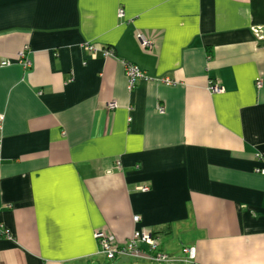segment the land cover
<instances>
[{
	"label": "crops",
	"instance_id": "obj_1",
	"mask_svg": "<svg viewBox=\"0 0 264 264\" xmlns=\"http://www.w3.org/2000/svg\"><path fill=\"white\" fill-rule=\"evenodd\" d=\"M256 28L264 0H0V264H158L100 254L96 233L135 230L195 264H264ZM124 62L154 81L129 89Z\"/></svg>",
	"mask_w": 264,
	"mask_h": 264
},
{
	"label": "built area",
	"instance_id": "obj_2",
	"mask_svg": "<svg viewBox=\"0 0 264 264\" xmlns=\"http://www.w3.org/2000/svg\"><path fill=\"white\" fill-rule=\"evenodd\" d=\"M119 16H123V10H119ZM140 39L141 47L144 49L151 47L150 40L138 36ZM86 48L95 53L98 51L96 45L88 44ZM105 56H113V52L109 49H103ZM19 60L25 68L31 66V63L25 58V52L18 54ZM11 61L4 60L1 65L8 66ZM125 75L128 80L129 89H133L140 81L150 82L154 81L143 69L138 65L130 62H124ZM164 84H172L169 79H159ZM258 88L262 86V82L257 83ZM208 90L212 94H220L224 92V89L215 83H211L208 86ZM117 104L111 102L108 104L107 109L109 111L115 110ZM161 113H164V109H160ZM4 128V116L0 115V148L2 144V133ZM140 190L147 191L148 187H140ZM134 223L137 224L140 221L139 216H134ZM96 238L100 247V254H102L107 260L112 261L115 258L126 256L133 259L152 260L158 264H195L196 249L194 247H184L182 249L181 257H172L170 254L164 252L160 248V244L156 236L149 230H135L132 237L123 245L117 244L113 236L105 234L104 232L96 233Z\"/></svg>",
	"mask_w": 264,
	"mask_h": 264
},
{
	"label": "water",
	"instance_id": "obj_3",
	"mask_svg": "<svg viewBox=\"0 0 264 264\" xmlns=\"http://www.w3.org/2000/svg\"><path fill=\"white\" fill-rule=\"evenodd\" d=\"M256 31L261 35H264V28H256Z\"/></svg>",
	"mask_w": 264,
	"mask_h": 264
},
{
	"label": "rangeland",
	"instance_id": "obj_4",
	"mask_svg": "<svg viewBox=\"0 0 264 264\" xmlns=\"http://www.w3.org/2000/svg\"><path fill=\"white\" fill-rule=\"evenodd\" d=\"M146 264H149V263H146Z\"/></svg>",
	"mask_w": 264,
	"mask_h": 264
}]
</instances>
